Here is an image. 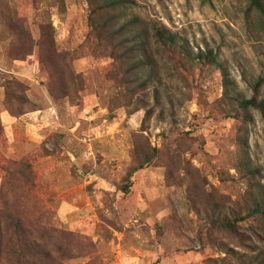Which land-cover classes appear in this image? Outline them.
<instances>
[{"label": "rangeland", "instance_id": "1", "mask_svg": "<svg viewBox=\"0 0 264 264\" xmlns=\"http://www.w3.org/2000/svg\"><path fill=\"white\" fill-rule=\"evenodd\" d=\"M59 1L62 9H51L58 46L78 48L87 31V4L85 0ZM136 2L141 12L178 33L194 52L217 53L241 97H250V84L264 78V23L255 14L246 19L245 0ZM12 6L29 24L41 20L30 0H12ZM6 47L0 41V186L9 160L28 159L35 173L32 194L45 208L41 227L49 228L55 240L61 230H67L96 246L90 255H75L67 264H86L94 256L101 264H205L206 259L219 256L211 245L192 242L199 220L183 190L165 181V168L159 163L137 171L128 194L117 190L130 163L132 135L140 132L144 109L127 115L132 105L118 100L121 95L107 79L110 59H96L86 49L78 52L74 67L85 78V90L80 103L71 105L48 96L46 70L38 63L36 49L24 60H13ZM6 79L24 86L21 92L29 103L20 108L35 110L13 113L16 103L11 106L7 101ZM170 91L181 103L174 119L168 103L165 120L159 111L154 112L142 131L150 144L180 146V167L191 169L197 186H203L209 196L228 203L241 196L246 186L233 169L237 136H245L264 185V122L252 111L246 134L236 135L240 121L224 118L214 108L223 92L219 70H205L188 81L174 79ZM174 127L180 129L179 137L171 134ZM10 186L21 185L14 181ZM164 218L177 227L174 235L158 234L156 227ZM214 234L244 251L235 237ZM186 242L193 244L192 249Z\"/></svg>", "mask_w": 264, "mask_h": 264}, {"label": "trees", "instance_id": "2", "mask_svg": "<svg viewBox=\"0 0 264 264\" xmlns=\"http://www.w3.org/2000/svg\"><path fill=\"white\" fill-rule=\"evenodd\" d=\"M85 2L87 31L78 48L66 49L58 46L56 28L51 19V9L55 6L62 9V2L30 0L41 20L29 24L17 14L12 0H0V41L6 42L8 57L24 60L36 49L38 63L46 70L48 96L53 101L66 100L71 105L80 103L85 90V78L74 67L78 52L86 49L96 59H110L112 68L107 79L121 95L118 100L124 99L125 105H132L127 115L144 109L140 132L132 135L130 163L117 184V190L122 195L128 194L135 173L159 163L165 168V181L183 190L189 208L199 220L192 242L211 245L219 253L217 258L206 259L205 264H264L262 170L251 159L246 137L237 136L233 156V169L243 177L246 186L241 196L226 203L209 196L203 186H197L191 169L180 167V146L164 142L160 147H154L142 132L155 111L166 119L165 103L169 104V114L174 119L176 106L181 103V99L176 100L170 91L174 79L188 81L195 74L201 77L205 70L211 73L219 70L223 92L221 103L214 108L224 118L239 120L242 128H238L236 135H245L252 111H256L264 122V78L251 83V96L243 98L217 53L211 50L194 52L178 33L141 12L136 0ZM245 3L246 19L255 14L264 23V0H245ZM23 89L18 80L6 79V97L11 106L16 103L15 115L35 110L20 108V105L29 103L21 92ZM2 130L0 121V135ZM171 134L179 137L181 131L174 127ZM4 170L3 186H0V264H67L75 255L86 257L96 250L93 242L77 233L61 230L55 240L56 236L49 228L41 227L45 208L32 194L35 173L28 159L9 160ZM14 181L21 186H10ZM156 228L159 235L177 232V227L170 226L166 218ZM214 231L235 237L244 251L217 237ZM186 243L188 249H192L193 244ZM86 264H101V260L94 256Z\"/></svg>", "mask_w": 264, "mask_h": 264}]
</instances>
